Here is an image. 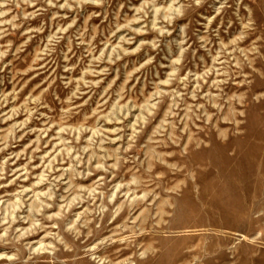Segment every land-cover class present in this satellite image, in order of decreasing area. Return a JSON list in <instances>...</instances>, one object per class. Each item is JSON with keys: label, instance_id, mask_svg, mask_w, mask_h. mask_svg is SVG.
Returning a JSON list of instances; mask_svg holds the SVG:
<instances>
[{"label": "rangeland", "instance_id": "rangeland-1", "mask_svg": "<svg viewBox=\"0 0 264 264\" xmlns=\"http://www.w3.org/2000/svg\"><path fill=\"white\" fill-rule=\"evenodd\" d=\"M0 264H264V0H0Z\"/></svg>", "mask_w": 264, "mask_h": 264}]
</instances>
